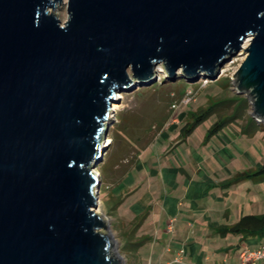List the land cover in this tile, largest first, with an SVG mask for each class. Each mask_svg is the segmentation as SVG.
Listing matches in <instances>:
<instances>
[{
  "label": "water",
  "instance_id": "water-1",
  "mask_svg": "<svg viewBox=\"0 0 264 264\" xmlns=\"http://www.w3.org/2000/svg\"><path fill=\"white\" fill-rule=\"evenodd\" d=\"M61 3L0 0V264H126L93 170L116 93L242 49L233 88L264 123V0H67L63 22Z\"/></svg>",
  "mask_w": 264,
  "mask_h": 264
},
{
  "label": "crops",
  "instance_id": "crops-1",
  "mask_svg": "<svg viewBox=\"0 0 264 264\" xmlns=\"http://www.w3.org/2000/svg\"><path fill=\"white\" fill-rule=\"evenodd\" d=\"M188 115L193 116L164 117L153 150L148 142L131 155V146H125L112 166L109 198L136 238L130 240L136 243L130 264H238L242 249L264 244V234L224 232L245 214L264 213L254 210L256 188L239 184V172L223 170L218 152L191 145L180 149L186 139L163 135L167 128L180 130ZM162 135L170 144L166 151L158 145ZM262 260L252 264H264Z\"/></svg>",
  "mask_w": 264,
  "mask_h": 264
},
{
  "label": "rangeland",
  "instance_id": "rangeland-1",
  "mask_svg": "<svg viewBox=\"0 0 264 264\" xmlns=\"http://www.w3.org/2000/svg\"><path fill=\"white\" fill-rule=\"evenodd\" d=\"M66 1L63 0V3L58 4L54 10L62 22L67 18ZM245 45L247 44H243L244 47ZM244 56L243 50L240 49L237 54L223 64V69L217 73L215 78L200 73L196 77L187 78L186 86L175 84L182 76L179 70L173 75L174 80L170 79L166 77L167 73L160 63L153 70L156 79H153L149 85H137L116 93L119 99L114 101L117 103H113L110 109L115 104L118 107L108 114L107 120L109 124L108 137L110 140L114 138V141L105 147L103 160L93 170H97L101 180L99 212L109 220V227L117 242L118 251L125 258L126 264H130L131 258H133V243L130 240L136 238L130 232V223L119 218L115 212L114 200L109 198L107 184L112 174V166L124 155L125 146H131L132 152H129L131 155L135 150H142V146L148 142H150L148 145H151L150 149L153 150L156 146L153 142L154 138L158 141L156 133L169 116L176 117L179 113L200 111L212 105L211 114L202 118L192 131L187 134L184 131L185 137H182L181 129L176 131L171 128H167L163 135H168L170 140L173 139L172 137H176V141L180 137L186 139V141L178 143L180 149L191 145L206 153L218 152V163L223 170L230 169L236 174L239 172V184H250L252 191L256 188L257 209L254 208V210L257 212L264 210V177L255 174L264 164V123L251 116V107L247 96L244 93L236 92L233 88L234 77L232 75ZM219 68L220 66L214 71L215 74ZM155 82L162 84L155 86L153 85ZM120 94L121 96H119ZM241 97L247 98V104L240 106L235 118L231 119L217 133L209 135L208 128L211 124L222 117L232 115L238 104V99ZM172 104L177 106L172 108ZM164 117L166 120L162 121ZM251 117L257 124L251 123ZM194 118V116L188 115L184 121L192 122ZM163 135L160 138L162 143H158V145L162 151H166V148H170V144L169 142L164 143ZM244 173H246L245 178H243Z\"/></svg>",
  "mask_w": 264,
  "mask_h": 264
},
{
  "label": "trees",
  "instance_id": "trees-1",
  "mask_svg": "<svg viewBox=\"0 0 264 264\" xmlns=\"http://www.w3.org/2000/svg\"><path fill=\"white\" fill-rule=\"evenodd\" d=\"M187 78L181 76L180 79L175 83L177 86H186L187 85ZM162 83L155 82L153 85L157 86ZM227 101V100H226ZM223 102V101H222ZM220 103V102H219ZM247 104V98H239L238 104L234 109V113L230 116L222 117L216 121H214L211 126L208 128V134L217 133L223 126H225L231 119L235 118V114L237 113L238 108L240 106ZM212 105L209 107H206L205 109H202L200 111L192 112L193 116L195 117L192 122H185L184 125L181 127V131L183 132L182 137L186 136V134L194 128V126L200 122L202 118L205 116L207 117L209 114H211L210 109ZM201 117V118H200ZM252 120L251 123L257 124L256 121L251 117ZM184 131H186V134L184 135ZM108 137V136H107ZM114 141V138L110 140V144ZM255 174L259 177H264V164H262L259 169L255 172ZM225 231H229L232 233H240L245 236H251V235H260L264 234V213L261 214H245L242 217H240L237 222L232 224L230 227L225 228ZM136 245V243H133V247Z\"/></svg>",
  "mask_w": 264,
  "mask_h": 264
},
{
  "label": "built area",
  "instance_id": "built-area-1",
  "mask_svg": "<svg viewBox=\"0 0 264 264\" xmlns=\"http://www.w3.org/2000/svg\"><path fill=\"white\" fill-rule=\"evenodd\" d=\"M176 104H172V108L176 107ZM264 259V244L257 247L256 249H250L245 247L239 254V263L238 264H252L255 261ZM174 261H179V259H174ZM147 264H153L150 261Z\"/></svg>",
  "mask_w": 264,
  "mask_h": 264
},
{
  "label": "bare ground",
  "instance_id": "bare-ground-1",
  "mask_svg": "<svg viewBox=\"0 0 264 264\" xmlns=\"http://www.w3.org/2000/svg\"><path fill=\"white\" fill-rule=\"evenodd\" d=\"M250 38L248 37V40H249ZM119 96H121V94L119 95ZM114 103H117V102H114ZM117 105L115 104L114 106H113V108L111 109V111L110 112H112L113 110H116L117 109ZM106 143H110V138L109 137H107L106 138ZM95 172H97V170L95 169L94 170ZM98 173V172H97ZM99 174V173H98ZM99 201V200H98ZM100 208V203L98 202V204H97V207H96V212H99V209Z\"/></svg>",
  "mask_w": 264,
  "mask_h": 264
}]
</instances>
